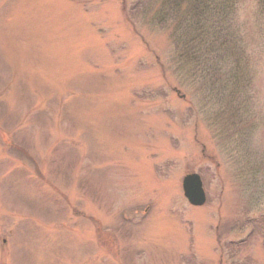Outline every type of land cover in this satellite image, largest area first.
I'll list each match as a JSON object with an SVG mask.
<instances>
[{
    "label": "rangeland",
    "instance_id": "1",
    "mask_svg": "<svg viewBox=\"0 0 264 264\" xmlns=\"http://www.w3.org/2000/svg\"><path fill=\"white\" fill-rule=\"evenodd\" d=\"M164 9L0 0V264H264V8L215 11L224 87Z\"/></svg>",
    "mask_w": 264,
    "mask_h": 264
},
{
    "label": "trees",
    "instance_id": "2",
    "mask_svg": "<svg viewBox=\"0 0 264 264\" xmlns=\"http://www.w3.org/2000/svg\"><path fill=\"white\" fill-rule=\"evenodd\" d=\"M163 1H165L167 7V9H164V13L169 10L166 15L172 16L173 25L176 27L173 35L176 36V54L179 61L188 60L186 57L190 51L196 50L194 54H190L191 64H195L192 66H195L196 69L200 66V56L202 58L201 64H208L207 77L215 78V81H218L216 85L222 83L224 87L228 86L231 79L235 81L241 70L239 69L241 58L238 52V49H240L239 41L230 40L233 35L225 27L226 22L220 21L219 15L215 11H218L220 15L223 11L224 13L227 11L228 15L236 14L241 1L244 0ZM257 1L260 3V7L264 8V0ZM228 8H230V11ZM160 13L161 16H164L161 11ZM202 44L205 46L204 49L197 47V45ZM191 45L193 49H191Z\"/></svg>",
    "mask_w": 264,
    "mask_h": 264
},
{
    "label": "water",
    "instance_id": "3",
    "mask_svg": "<svg viewBox=\"0 0 264 264\" xmlns=\"http://www.w3.org/2000/svg\"><path fill=\"white\" fill-rule=\"evenodd\" d=\"M185 193L190 202L194 205H204L206 202V195L203 190V183L198 175H191L185 179L184 182Z\"/></svg>",
    "mask_w": 264,
    "mask_h": 264
}]
</instances>
